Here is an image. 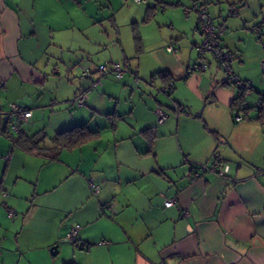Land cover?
<instances>
[{
	"label": "crops",
	"instance_id": "obj_1",
	"mask_svg": "<svg viewBox=\"0 0 264 264\" xmlns=\"http://www.w3.org/2000/svg\"><path fill=\"white\" fill-rule=\"evenodd\" d=\"M129 1L141 16L133 22L139 42L151 50L147 57L145 51L136 55L142 84L130 61L111 56L96 62L94 38L108 39L102 22L108 3L103 11L92 0H0V182L7 192L0 194V264H264V113L251 108L264 95V0ZM194 1L224 29L220 43L232 56L231 70L250 84L244 94L250 107L240 121L232 118L234 83L213 55L198 50L197 12L184 11ZM84 55L89 64H73ZM140 57L150 70L141 67ZM58 60H69L68 77L114 61L130 68L123 85L108 80V120L116 133L114 120H122L126 104L119 109L115 91L120 88L130 102L135 91L128 85L138 83L148 93L139 97V109L131 101L136 124H124L126 133L108 134L103 144H96L99 131L90 129L96 138L55 156L46 151L52 137L44 123L55 134L66 129H59L58 103L73 102L80 93H86L83 107L100 103L91 91L111 74L94 72L85 81L99 83L79 89L76 80L61 78ZM203 62L207 67L199 69ZM160 71L171 76L169 93L161 91L167 77ZM10 102L32 110L19 132L8 129ZM178 104L183 110H175ZM158 107L173 114L154 130L148 123L157 121ZM18 134H45L42 149L15 143ZM215 160L229 166L226 176L210 170L193 176L195 166ZM89 180L99 184L97 193ZM170 198L175 203L165 206ZM74 225L88 249L66 239Z\"/></svg>",
	"mask_w": 264,
	"mask_h": 264
},
{
	"label": "rangeland",
	"instance_id": "obj_2",
	"mask_svg": "<svg viewBox=\"0 0 264 264\" xmlns=\"http://www.w3.org/2000/svg\"><path fill=\"white\" fill-rule=\"evenodd\" d=\"M92 2H95L98 4V7L100 8V10H105V5H107L108 3V12H105V16L108 15V19H104L102 22L104 24L103 28H107L108 30V39L104 38L103 34L102 36L100 35L99 37L96 35L95 39V43L98 42V53L96 54L97 57L96 59H98L96 62L101 63L104 62L106 59H110L109 57H113L112 59H119L120 61L124 62V61H130V63L136 68L137 71V77L139 79L140 84H142L146 79L142 77V75L140 73H138V69H140V66L137 67L136 64H138V62L140 60H138V58L136 57V55L138 54H144L145 51V55L146 57L148 56V54H150L151 50H146L147 48L144 47L143 43H140L139 40H135L134 35L137 34V32L134 29V24L133 22L135 20L137 21H141V16H138V4H133V2L131 1H127V0H92ZM94 4V3H93ZM106 11V10H105ZM75 16L72 15V18H74ZM67 18V16H66ZM136 26V24H135ZM100 27V26H99ZM98 27V28H99ZM101 28V27H100ZM92 35V34H91ZM104 44H102V46H100V44L103 42ZM138 44H140V46L142 47V52L141 49H139ZM87 45H91V47H94L92 44H87ZM124 56H126L124 58ZM88 58V55H84L81 56L79 59L75 60V62L73 63L74 65H80L81 67H83L85 64H89L88 61L86 60ZM141 59V67L144 65L146 70H150V68L148 67L147 64V60H145L144 57H140ZM59 61V60H58ZM146 61V62H144ZM69 60H61L58 62L59 65H61V67H64V70L62 71V75L61 78L65 79V80H76V87L79 89H84L86 88V90L88 89V87L91 84V81L88 83L87 81H85V77L81 76V70L78 68L76 70H78V72H76V75L72 76L69 75L70 77H68L66 75L68 68L72 67V66H66L68 64ZM84 62V63H81ZM65 63V64H64ZM92 63V62H91ZM64 64V65H63ZM72 64V65H73ZM58 65V66H59ZM71 65V64H70ZM60 67V68H61ZM133 68V67H132ZM134 68V69H135ZM64 72V73H63ZM80 72V73H79ZM139 72H141L139 70ZM111 76V77H110ZM69 78V79H67ZM96 77H94L93 79H95ZM108 80H119L118 83L122 84V81L124 79H117L114 77V75L109 74L106 75L103 78V84L99 85L95 88H93V91H91V94H98V96H100L101 101L100 103H97L96 101L94 102V106H82V107H77L73 104V102L71 101H63L61 103H58L59 105H61L62 109L60 111H58L56 114L58 116H62V122L59 125V129H63V128H70L74 125H81L83 123H87L89 129L91 130H97L99 131V133L101 134V137L99 139V142H97L96 144L99 143H104L108 140V134H123L126 133L127 129H124V124H126V126L128 127H133V125L136 124L135 120L132 119L131 120V116H130V106H131V101L132 103H135L136 106H138L137 108L139 109V106L141 105V101L139 100V97L143 96V99H145V95L146 93H148V89L147 92L142 91L141 89H137L136 86L137 84L132 83L130 85H128L130 87L131 90L135 91V97L132 98L129 102V100H127V98L122 97V91L120 88H118V90L115 91V95H116V101L118 102L116 105H118L119 109L122 107V104H126L124 107V115L122 114V120H114V122L117 123V129L118 131L115 133V130L112 129V127L110 126V122L112 123V117L110 118V120H108ZM161 88V87H160ZM160 88L156 89V91L158 93H161ZM153 92V94H157L155 92V90H150V92ZM90 93V92H89ZM167 97V96H166ZM120 99V100H119ZM168 99V97H167ZM123 103H122V101ZM88 101V100H87ZM113 101V102H116ZM99 104V105H97ZM94 108V109H91ZM155 109H153L154 112ZM164 110V109H163ZM121 111V110H119ZM166 111V110H164ZM167 113H171L173 114V112H169L166 111ZM11 117L13 114H10ZM5 116V118L7 119V114L3 115ZM13 120H11L8 123V129L11 132V123L15 120V116L13 115ZM131 117V118H130ZM156 117V116H155ZM5 121V120H4ZM113 122V123H114ZM123 122V123H122ZM23 125V123H22ZM49 125V122L46 121L44 123L45 130L47 131V134H49L48 137H54L55 131L51 129V127L46 128V126ZM152 126L154 128V130L157 128V121L154 122H150L148 123V126ZM109 127V128H108ZM126 128V127H125Z\"/></svg>",
	"mask_w": 264,
	"mask_h": 264
},
{
	"label": "built area",
	"instance_id": "obj_3",
	"mask_svg": "<svg viewBox=\"0 0 264 264\" xmlns=\"http://www.w3.org/2000/svg\"><path fill=\"white\" fill-rule=\"evenodd\" d=\"M136 2H141L145 0H134ZM191 10H194L197 12V30L200 31L202 34V41L198 45V50L200 53H209L213 55L215 58L216 62L222 68L226 73L227 76L230 80V82L234 83L236 87V94H241L245 93L248 90H250V84L247 81L242 80L238 75H236L230 67V62H231V54L226 49L223 47L220 43V37L224 32L223 28H216L215 24L213 23L210 15L208 14L207 11H205L204 8L198 3V1H194L192 5L187 6L184 8V11L186 13L190 12ZM229 10L232 14L236 13V6H231L229 7ZM261 29H264V18H262L261 21ZM166 50L168 51H173V47L171 45L167 46ZM198 68H203L205 69L207 67L206 62H203L199 65H197ZM196 66V67H197ZM260 68L262 71H264V60H261L260 62ZM125 71H131L130 68H126L124 65L121 64V62L114 61L108 64H102L98 65L95 67V70H90L89 68H84L81 71V75L85 77H90L94 72L98 74V76H103L108 73H111L114 75L115 78L121 79L125 73ZM134 79L135 81H138L137 75L134 73ZM99 83V78L94 80L91 84L90 88H93ZM171 87V82L164 84L163 87H161V91L166 93ZM85 98H86V93H80L77 96L74 97L73 99V104L75 106H82L85 104ZM254 109H264V100H262V96L260 95L256 101L253 104ZM244 107H249L248 104H243ZM10 107V112L15 116V120L11 123V131L13 132H18L20 130V126L22 123L27 121V119L32 115V110L30 108L24 107L16 102H10L9 103ZM176 111H181L183 110L182 106H176L175 108ZM244 110H242L241 105H236L232 109V118L234 121H240L244 119L243 115ZM155 113L157 115V122L161 123L163 122L169 114L164 111L162 108L158 107L155 110ZM202 171H207L210 170L212 171L215 175L217 176H225L228 171H229V166L227 164L225 165H220L217 163H212V165L207 166V165H202L201 167ZM200 175V171H195L194 172V177H197ZM89 185L91 188V191L93 193H97L100 189L99 184L95 183L93 180H89ZM0 194L6 195L7 193L5 191L1 190V182H0ZM175 203L174 198H170L168 200L164 201L165 206H171ZM106 207H109L113 212L115 211L113 205L111 203L106 204ZM7 215L10 218H13L15 216V212L12 209H7ZM77 231H78V225H74L71 227L69 232L66 235V239L70 241L72 244L75 246H79L83 249H88L89 246L86 244V242H83L81 240L77 239ZM99 244H104L106 241H100L98 242Z\"/></svg>",
	"mask_w": 264,
	"mask_h": 264
},
{
	"label": "trees",
	"instance_id": "obj_4",
	"mask_svg": "<svg viewBox=\"0 0 264 264\" xmlns=\"http://www.w3.org/2000/svg\"><path fill=\"white\" fill-rule=\"evenodd\" d=\"M134 38H135V40H139L138 34L134 35ZM157 74L160 76L167 77L166 81H165L166 83L171 82V87H169V89L167 91V93H169L173 87V81L171 79V76L169 77V74L167 71H160ZM90 87H91V85H90ZM244 94L245 93L235 95V97L232 101V106H231L232 109L236 105H241L242 110H244V112L249 109L250 106L248 108L243 106L244 103L247 104L244 101ZM261 96H262V100H264V95H261ZM178 106H181V105L178 104ZM253 106L254 105H252L251 108H254ZM255 110L260 112V114L264 113V109H255ZM150 129H151V127L148 128V130H150ZM97 136H98V132L91 131L87 127L86 123H83L81 125H74L70 128H66V129H63V130L57 132L54 135V137L51 139L52 147L45 149V150L48 151L50 154L54 153V156H55L60 149H70L73 147L80 146L81 144L86 143V142L90 141L91 139L96 138ZM45 137H46L45 134H34L30 137H26V135H24V134H18L17 137L13 138V141L17 144L23 145L28 150H34V149L41 150L42 148H40L39 142H42L45 139ZM213 163L219 164V162L216 160ZM202 165L203 164L195 166L194 172L198 171V170L201 172L202 171L201 170ZM1 190L4 191L2 188H1ZM86 244L88 246H90L88 243H86ZM77 247H79V246H77ZM79 248H81V247H79ZM64 264H75V263H64Z\"/></svg>",
	"mask_w": 264,
	"mask_h": 264
},
{
	"label": "water",
	"instance_id": "obj_5",
	"mask_svg": "<svg viewBox=\"0 0 264 264\" xmlns=\"http://www.w3.org/2000/svg\"><path fill=\"white\" fill-rule=\"evenodd\" d=\"M50 251H51L52 254H55L56 251H57V245L52 246V248L50 249Z\"/></svg>",
	"mask_w": 264,
	"mask_h": 264
}]
</instances>
